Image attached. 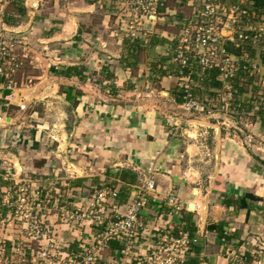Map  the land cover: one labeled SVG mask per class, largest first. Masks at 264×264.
<instances>
[{
	"label": "crops",
	"instance_id": "1",
	"mask_svg": "<svg viewBox=\"0 0 264 264\" xmlns=\"http://www.w3.org/2000/svg\"><path fill=\"white\" fill-rule=\"evenodd\" d=\"M31 1L37 5L31 6ZM75 1V5L49 7L40 0H10L11 7L7 2L2 5L3 23L9 20L4 28L11 31L5 36L18 35L36 45L39 54L28 58L48 62L50 68L35 77L38 82L29 80V85L20 84L8 95L0 78V200L32 180L51 196L54 209L45 218L55 226L60 225L58 208L84 210L105 187L117 192L112 205L123 214L150 179L155 190L147 193L140 215L146 231L137 232L125 254L122 243L111 241L96 264L132 263L151 243L179 230L193 241L189 259L197 256L198 264H231L226 246L218 239L223 228L229 229L231 249L254 259L258 246L264 247V104L259 100L255 107L246 93L252 84L263 86L261 78L258 84L254 79L264 75V67L254 76L237 71L230 80L234 99L228 107L207 99L226 94L218 72L209 70L192 94L219 121L216 128L210 127L211 135L190 132L196 124L207 129L209 117L205 114L203 121L182 117L183 99H178L186 71L173 62V52L181 23L202 8L201 2L160 0L166 11L144 25L145 36L135 39L114 32L124 29L118 23L125 10L117 4L126 0ZM245 77H251L252 84L244 88H249L247 92H239ZM258 93L263 98L264 91ZM35 101H43L44 117L31 110L26 113ZM51 109L54 116L49 115ZM171 194L181 203L178 215H171L167 204ZM245 194L261 201H247L249 211L241 209L239 201ZM108 213L113 214L111 207ZM0 220H10L5 207L0 209ZM219 224L223 228L215 229ZM101 231L87 223L76 230L62 227L61 238L68 251L77 254L79 246ZM23 234L12 218L0 230V264L39 263L31 258V245Z\"/></svg>",
	"mask_w": 264,
	"mask_h": 264
},
{
	"label": "built area",
	"instance_id": "2",
	"mask_svg": "<svg viewBox=\"0 0 264 264\" xmlns=\"http://www.w3.org/2000/svg\"><path fill=\"white\" fill-rule=\"evenodd\" d=\"M216 1L203 0L202 8L190 20L181 23L178 45L173 52V62L182 71H186L185 78L182 79L184 84L181 109L187 119L191 114L206 109L205 104L194 100L192 90L204 82L209 70L218 72L219 80L226 90L227 101L224 98L223 102L228 107V101L232 100L234 94L230 80L237 71L241 69L248 76H254L260 74L259 67H264V62L262 65L251 64L245 56L239 57L227 49V44L234 49L249 41L255 44L256 40L264 35V24L258 25L256 21L254 22L253 17L256 15L248 12L249 9L242 4L229 6L220 0ZM128 5L131 12H143L148 23H153L161 15L159 9L164 3L160 0H129ZM221 15L226 23L221 21ZM138 18L142 19L143 16L129 23L131 26L127 31V34L135 39L142 38L147 33L142 22L138 23ZM229 21L233 29L223 35V30L228 29L226 25ZM5 33L11 32L4 28L0 14V78L7 80L4 89L12 93L17 87L13 74L21 65L15 52L21 48V56L26 58L29 48L25 43L20 44L18 35L15 34L16 37L11 38L6 37ZM241 63H244L242 67ZM192 75H195V80L191 78ZM154 190V181L146 180L144 189L126 204L123 214L118 213L117 207L112 205L117 192L106 187L96 193L92 203L84 210L69 212L62 207L58 208L60 226L76 229L77 226L87 223L89 226L102 228L101 232L91 236L89 243L79 246L81 252L77 254L68 251L67 244L47 222L45 214L48 215L54 209L51 196L32 180L17 185L13 195L8 192L0 200V209L5 207L10 216L8 221L0 220V230L8 227L11 218L17 221L26 241L31 245L30 256L39 262L38 264H96L103 249L111 241L122 243L124 245L122 252L125 254L132 248L131 244L136 239L137 232L146 231L140 221V215L147 203V193ZM167 204L171 207V215H178L182 210L181 203L174 194L168 197ZM110 207L112 215L108 213ZM228 233L229 229H225L219 242L223 247L226 246L225 254L231 264H264L263 246H258L257 256L248 260L243 253L231 249L226 239ZM192 244L188 233L179 230L175 236H161L157 242L148 246L145 254L127 264H184ZM19 253L21 256L24 255L20 250ZM11 264H24V261Z\"/></svg>",
	"mask_w": 264,
	"mask_h": 264
},
{
	"label": "rangeland",
	"instance_id": "3",
	"mask_svg": "<svg viewBox=\"0 0 264 264\" xmlns=\"http://www.w3.org/2000/svg\"><path fill=\"white\" fill-rule=\"evenodd\" d=\"M56 3H55V2ZM127 1H129V0H126V3L125 2H119L117 5H118V8L122 11V8L125 10V13H123L124 15H121V19H122V23L120 22V23H118V26L119 27H122V28H124V29H122V30H120V29H116V30H114V32H115V34L117 33V34H120V33H127V31H129V29H130V26H131V24H129V23H132V21H134V20H136L137 19V17H140V16H143V18L142 19H140V18H138V23H140V22H142V24H143V26L145 25V24H152V23H148V21L145 19V15L144 14H142L143 12H135V13H133V12H131L129 9V5L127 4ZM199 2H201V6L203 5V0H198ZM219 0H217L216 2H218ZM221 2H223V3H225V4H228L229 6H232L233 4H242L245 8H248V5L246 4V3H248V0H234V1H232V0H220ZM5 2H7V4L6 5H8V6H10L11 7V3H10V0H1L0 1V12L2 13V5L3 4H5ZM34 3H36L35 1H31L30 2V4H31V6H33V4ZM40 3L41 4H43V6H47V7H49V6H53L54 4H66V3H69V4H71V5H75L74 3H76V1L75 0H40ZM171 4V2H169V5ZM36 5H37V3H36ZM173 5V4H172ZM34 7V6H33ZM36 7V6H35ZM248 10V9H247ZM123 12V11H122ZM248 12H250V10L248 11ZM222 16V15H221ZM255 19V21L257 22V24L258 25H262V24H264V14L260 17V19H258L257 18V16H255L254 17ZM225 18L222 16V19H221V21H223V23H226L225 21ZM239 20H240V18H239ZM155 22V21H154ZM232 22V21H231ZM229 23V24H228ZM227 23V27H228V29H225V31H224V33H226L227 34V32H229L230 31V29L232 30L233 29V26L232 25H230L231 23H230V21ZM229 30V31H228ZM144 31H146L147 32V29L146 28H144ZM8 32H11V31H8ZM230 33V32H229ZM5 34H8V33H5ZM18 38L20 39L19 41H21L20 42V44H23V43H25L26 45H27V47L28 48H30V52L28 53V55H29V57L30 56H32V57H34V56H36V55H38L39 54V52H40V49H38L37 48V46L36 45H34V44H31V42H28V40H26V38H23V37H19L18 36ZM112 39H113V37H112ZM254 46V52H252L251 53V55H249V56H246L245 58H248L250 61H249V63H254V64H259V65H262L260 62H259V60H262V55H261V53H264V35H262L261 37H259L258 38V40H256V42H255V44L253 45ZM32 51H34V53L32 52ZM15 55L17 56V60L18 61H20V63H21V65H20V67L17 69V71L13 74L14 75V81H16L17 82V87L19 88L22 84H23V86H25L26 84L27 85H29V80H31L32 81V83H35V82H38L36 79H35V77H38V76H40V75H42V70H46L47 68H50V67H47L46 65H48L49 66V63L47 62V64L45 65V63L42 61V60H40V59H38V60H36V61H34L33 59H30V58H28V57H26V58H22V51H21V48L19 49V50H17L16 52H15ZM250 64V65H251ZM251 78V77H250ZM249 77H245L244 79H245V81H246V84H247V86H245V87H248V86H250V83L252 84V82H250V79ZM260 78L264 81V75H263V72H262V75H260V77H257L256 79H254V82L255 83H257L258 84V82H259V80H260ZM253 79V78H252ZM21 84V85H20ZM262 85V83H260V85L258 84L257 86L255 85L254 86V84H252V87H250V90H251V92L250 91H248L249 93H246V95L248 96H251V98L252 99H250L251 100V103L253 102V103H255V107L256 106H258V105H256V103H257V101H259L260 100V103L261 104H264V99L261 97V95H259V91L261 92V91H264V84H263V86H261ZM22 87V86H21ZM255 87L257 88V89H255ZM195 88H198V87H195ZM194 88V89H195ZM249 88H247V90H248ZM252 89H253V91H252ZM247 90H244V92L246 91L247 92ZM192 96H193V94H192ZM226 95L225 94H222V93H220V95H219V97L217 98V97H214V98H208L207 97V99L208 100H211L212 102H218V103H215L216 105L217 104H221V103H225V102H223V99L225 98V101H227V99H226ZM234 99V95H233V97H232V100ZM194 100H196L195 99V97H194ZM232 100H230V101H228V106L230 105V102L232 101ZM198 101V100H197ZM199 102V101H198ZM221 102V103H220ZM42 103H43V101H35V103L32 105V107L31 108H29V110L28 111H26V113L28 114L29 112H30V110L31 111H35L36 113H37V115L38 116H42V117H44L45 115H44V112H45V107L42 105ZM205 103V102H204ZM206 105V104H205ZM221 106V105H220ZM259 107V106H258ZM208 109V107H207V105H206V109L203 111V112H200V113H195V114H191L190 116L191 117H189V119H191V120H195V121H203V118H204V120H205V117H204V115L205 114H208V117L209 118H207L206 119V121H208V122H206L207 124H208V126L209 127H207V129L205 128V127H201V126H199L198 127V125L196 124L195 126L193 125H191V129H188V131H190V132H200V131H206V132H209V134L211 135L212 133H213V129H210V127L211 126H213L214 128H216L217 127V121H219V119L217 118V117H214V116H211V115H213V110H211V112H209V111H206ZM49 112V115H51V116H54V113H56V111H55V109L53 110V109H51L50 111H48ZM181 112L183 113V115H182V117L186 120L187 118H186V115H185V112L181 109ZM215 113H218V112H215ZM185 115V116H184ZM228 116H231L232 114H227ZM211 116V117H210ZM264 116V115H263ZM199 117H201L202 119H200ZM235 117V116H234ZM251 118V117H250ZM236 120H238V119H236ZM206 124V125H207ZM201 130H200V129ZM203 128H205V129H203ZM203 129V130H202ZM195 132V133H196ZM262 132L264 133V128L262 129ZM214 146V144L212 145V143L210 142L209 143V149H211V147H213ZM210 159H211V156H210ZM54 228H55V230H57L58 232H57V234L61 237V235H62V232H61V230H62V227L63 228H65V227H67V226H60V225H55V226H53ZM57 227H59V229L57 228ZM70 227V226H69ZM68 228V227H67ZM73 228V227H72ZM22 230V229H21ZM72 230H76V229H72ZM24 235V234H23ZM23 244H24V241H23ZM103 253V252H102ZM101 253V254H102Z\"/></svg>",
	"mask_w": 264,
	"mask_h": 264
},
{
	"label": "trees",
	"instance_id": "4",
	"mask_svg": "<svg viewBox=\"0 0 264 264\" xmlns=\"http://www.w3.org/2000/svg\"><path fill=\"white\" fill-rule=\"evenodd\" d=\"M234 1V0H232ZM248 6L252 5L251 6V9H252V13H254L258 19H260V17L264 14V0H248V3H246ZM183 5V4H182ZM166 5L164 4V6L162 8L159 9V13H163L164 11H166ZM164 10V11H163ZM253 19H255L253 17ZM9 20H5L4 19V23L8 24ZM254 44H252V42H246L245 44H242L241 47L237 48V49H234L231 45L227 46V49L230 51V52H234L235 55L239 56V57H242V56H249L251 55L252 52H254ZM261 55L264 57V53H261ZM263 62H264V59H263ZM244 64V63H243ZM69 69V68H68ZM68 71L66 72H61V74L63 73L64 75L68 74L67 73ZM4 79V78H3ZM5 82L4 84H7V80L4 79ZM219 86V84H218ZM245 86H247V84H243L242 86H239L238 87V91L239 92H242L244 91L246 88ZM245 88V89H244ZM263 95V98H264V94ZM181 98H183V94L180 96V98L178 99V101H181ZM262 125L264 126V120H262ZM259 202L261 201L258 197L254 196V195H251V194H245L239 201V207L241 209H247V211H249V204L248 202ZM218 228H223V224H219V225H216L215 226V229H218ZM227 229V228H223V229H220L219 232H218V239L220 240V238L223 237V231ZM229 236H230V232L228 233V235L226 236V239L229 240ZM192 250V247H190L189 249V252L188 254H190ZM199 251V250H197ZM189 255H187L186 257V260L184 262V264H198V257L195 256L194 258H188Z\"/></svg>",
	"mask_w": 264,
	"mask_h": 264
},
{
	"label": "water",
	"instance_id": "5",
	"mask_svg": "<svg viewBox=\"0 0 264 264\" xmlns=\"http://www.w3.org/2000/svg\"><path fill=\"white\" fill-rule=\"evenodd\" d=\"M8 94H9V91L6 90V91L4 92V95H8ZM189 208H190L191 210H193V209H194V205H193V204H190V205H189Z\"/></svg>",
	"mask_w": 264,
	"mask_h": 264
}]
</instances>
